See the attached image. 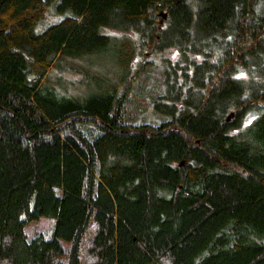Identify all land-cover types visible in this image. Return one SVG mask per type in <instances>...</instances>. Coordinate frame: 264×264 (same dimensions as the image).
Returning a JSON list of instances; mask_svg holds the SVG:
<instances>
[{"label": "trees", "instance_id": "trees-1", "mask_svg": "<svg viewBox=\"0 0 264 264\" xmlns=\"http://www.w3.org/2000/svg\"><path fill=\"white\" fill-rule=\"evenodd\" d=\"M53 1L0 0V264H264V0H60L37 33ZM149 47L168 116L133 125Z\"/></svg>", "mask_w": 264, "mask_h": 264}, {"label": "rangeland", "instance_id": "rangeland-1", "mask_svg": "<svg viewBox=\"0 0 264 264\" xmlns=\"http://www.w3.org/2000/svg\"><path fill=\"white\" fill-rule=\"evenodd\" d=\"M59 1L60 0H54L48 6L45 11V16L35 28L37 33L45 31L52 24H56L66 16L72 14L71 10L63 12L57 11L56 6ZM165 19V15L160 12L159 21L161 24L165 23ZM144 51L147 55H140L136 63H140L139 68H144L141 71L142 73L138 74V76L136 74L131 77L132 80L128 89L126 85L127 81L125 82L119 91L116 105L120 104L126 123L133 125H158L163 122L168 115L156 107V100L164 90L165 70L168 66V62L178 59L179 55L177 50L173 47H168L164 51L157 52L151 50L149 47ZM113 61L114 58L111 54L107 60H101L100 63L103 66H112ZM67 76L79 78L80 74L68 72ZM80 87L85 88L82 84H80ZM58 192L61 194L62 190L59 189ZM55 226L56 218L42 216L27 224L25 231L29 238L35 237L38 234H43L46 238H52L54 236ZM61 242L65 248H70V241L62 239Z\"/></svg>", "mask_w": 264, "mask_h": 264}, {"label": "water", "instance_id": "water-1", "mask_svg": "<svg viewBox=\"0 0 264 264\" xmlns=\"http://www.w3.org/2000/svg\"><path fill=\"white\" fill-rule=\"evenodd\" d=\"M166 16V15H165Z\"/></svg>", "mask_w": 264, "mask_h": 264}]
</instances>
